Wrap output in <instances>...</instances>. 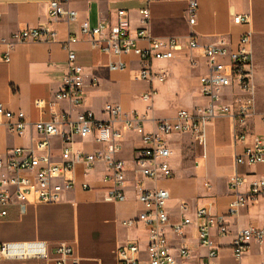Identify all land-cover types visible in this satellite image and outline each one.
<instances>
[{
	"label": "crops",
	"instance_id": "obj_1",
	"mask_svg": "<svg viewBox=\"0 0 264 264\" xmlns=\"http://www.w3.org/2000/svg\"><path fill=\"white\" fill-rule=\"evenodd\" d=\"M53 1L57 0H0V55L9 52L11 58L10 62L0 64V105L13 114L23 113L28 125L22 135H17L8 130L7 120H0V156L4 160L10 158L15 149L28 148L40 138L33 129L36 123L48 122L55 115L63 114L76 120L86 112H92L98 120L106 121L108 118L103 111L111 103L102 97L103 94L124 92L127 94L126 98L130 99V84L140 69V61L136 57L104 55L93 50L86 42L74 47L78 64L86 72L83 106L74 107L55 99L61 90L67 69V53L63 50L62 42L69 36H79L80 26L86 21L94 27L107 24L109 28L106 34L116 31L120 11H125L128 15L133 39L145 29L155 39L165 41L177 38L185 47L173 60L153 63V71L165 72L167 80L165 83L153 82L157 93L153 102L147 103V107L136 111L127 110L120 103L113 104L122 106L127 112L136 111L143 115L146 131H153L156 121L174 119L178 113L175 112V116L171 118L164 117L165 108L168 107L166 91L170 94L175 89L184 91L181 89H188L194 85V81H198L199 96L191 104L190 111L208 105L200 93V78L205 73L204 61H199L198 69H193L189 62L192 53H189L186 46L191 35L197 37L201 46L225 39L235 48L242 35L252 34L254 63L251 68V84L254 87L255 115L243 129L247 135L245 143H236L232 121L225 115L217 116L204 126L203 141H198L194 134L171 136L168 145L172 153L170 162L175 177L170 180L153 181L145 179L139 173L135 159L141 137L126 134L120 155L128 167L126 199L123 202L106 200L110 185L105 182L109 171L104 164H98L93 169L80 164L74 175V186L66 193L63 202L29 205L24 214L17 205L8 209V216L0 219V245L44 242L54 258L56 247L67 244L73 248L74 258L79 264H118L116 250L120 246L136 244L143 253L148 246L149 232L143 225L125 226L126 222L145 212L144 206L137 199L140 193L138 185H142V191H168L170 199L166 211L172 223H179L183 218L193 222L185 230L184 237L171 234L172 253L178 257L177 250L185 244L190 251L188 264L205 263L208 250L199 243L196 212L205 209L212 216H227L229 206L235 200L230 189L234 177L247 176L246 185L240 190L243 194L248 192L249 183L264 179V165L246 168L236 164L237 157L244 153L246 146L264 138L261 123L264 100L260 94V77L264 78V0H197L199 7L194 26L190 25L187 15L190 0H76L71 8L78 13L77 22L55 25L51 23L48 13L49 3ZM143 11L149 12L147 23L143 22ZM237 15L249 16V24L236 25L234 17ZM43 26L54 27L58 33L57 42L24 43L9 47L15 33ZM138 45L141 48L148 47L145 40H140ZM193 55L196 56L197 52ZM120 61L127 63L125 71L109 70L111 64ZM185 65H189L196 74L187 76ZM93 79L98 80V87L91 85ZM155 84L164 87L158 90ZM148 87L147 84V89ZM246 98L247 95L236 87L223 93V102L227 105ZM101 99H104L102 103L99 102ZM16 121L15 119L13 122ZM54 145L53 153L58 161L60 144L54 141ZM74 147L76 151L86 153H94L100 149L93 137L75 139ZM8 176L5 170L0 171V181ZM226 221L231 232L229 236L220 238L217 231L213 232V242L219 250L216 264L264 262V246L253 244L242 260L235 259L231 246L238 231L254 224L264 227V198L247 205L237 216L227 218ZM142 258H146L145 254ZM0 264L47 263L0 259ZM178 264L182 263L178 260Z\"/></svg>",
	"mask_w": 264,
	"mask_h": 264
},
{
	"label": "built area",
	"instance_id": "obj_2",
	"mask_svg": "<svg viewBox=\"0 0 264 264\" xmlns=\"http://www.w3.org/2000/svg\"><path fill=\"white\" fill-rule=\"evenodd\" d=\"M76 0H57L49 3L48 13L52 24L77 22L78 13L71 8ZM198 1L190 0L187 15L190 25L197 21ZM143 22L147 23L149 12L143 11ZM2 15L0 13V20ZM249 16L237 15L234 17L236 25H248ZM107 24L92 26L86 21L80 26L79 36H69L62 42L63 50L67 53V69L63 78L61 90L56 94L58 102H66L74 107H82L86 96L85 68L78 64L74 47L81 42L91 45L93 50L107 56L136 57L140 61V69L135 80L145 82L148 89L140 96L141 101L152 103L157 91L153 82L165 83L167 74L156 73L152 65L156 61H171L184 46L177 38L165 41L153 38L148 30L143 29L138 37L130 35V21L125 11L119 12L117 30L106 34ZM140 40L148 43L147 48L138 45ZM58 33L53 26H43L34 29H25L12 35L9 47L15 44L57 42ZM187 49L190 56V65L198 69L199 61H204L205 73L200 78L201 96L208 102L206 107H198L192 111L180 110L174 119L158 120L154 123L153 131H146L145 117L138 112H127L120 105H106L103 114L106 121L96 118L92 112H86L73 120L71 116L63 114L54 116L51 121L39 122L33 129L39 139L28 148H19L12 151L7 160L0 156V171L5 170L9 176L0 181V219L8 216V209L17 205L22 214L29 205L58 204L65 200V195L74 186V175L78 165L93 169L98 164H104L109 174L105 182L110 186L107 189V201L123 202L126 199L125 188L128 167L120 158L123 150V139L126 134L141 137L140 147L137 149L135 166L145 178L153 181L175 177L171 168L172 153L168 139L173 135L194 134L198 141H203L204 126L220 115L228 116L233 125V134L236 143H245L247 135L243 131L248 120L255 115L253 99L254 87L251 84V68L254 63L253 37L251 33L241 36L237 47H232L225 39L210 45L201 46L195 35L188 38ZM197 52L194 56L193 53ZM10 53L0 55V64L10 62ZM127 63L120 61L111 64L112 72L125 71ZM98 80L93 79L91 85L98 87ZM238 88L247 95L245 100H239L233 105L223 102V93L232 88ZM8 121V130L22 135L27 128L23 113L13 114L0 105V120ZM16 122H13L14 120ZM264 127V115L261 117ZM93 137L100 149L94 153L76 151L75 139ZM54 141L60 144L59 160L55 159ZM237 166L251 168L264 165V138L248 145L242 155L236 159ZM246 175H236L230 183L235 200L230 204L227 216H212L205 209L196 212L198 239L201 247L208 250L206 262L216 264L219 250L213 242V232L217 231L220 238L231 234L227 218L235 217L240 210L249 204H254L264 198V179H257L249 183V190L243 194L241 188L246 185ZM138 201L144 206L138 218L125 223V226L134 227L143 225L149 232L147 249L143 253L136 244L122 245L116 250L118 264H188L190 251L183 244L177 251L178 257L172 253L170 245L171 234L184 237L185 230L193 225L190 219L183 218L179 223H172L166 211L170 195L166 190L154 192L142 191ZM253 244L264 246V227L250 225L236 233L232 242V251L235 259L242 260L251 250ZM49 246L44 242L28 244L0 245V259L12 261H44L47 264H79L74 258V250L67 244L58 245L51 257ZM145 254L146 258H142ZM264 264V262H260Z\"/></svg>",
	"mask_w": 264,
	"mask_h": 264
},
{
	"label": "rangeland",
	"instance_id": "obj_3",
	"mask_svg": "<svg viewBox=\"0 0 264 264\" xmlns=\"http://www.w3.org/2000/svg\"><path fill=\"white\" fill-rule=\"evenodd\" d=\"M82 65L87 66V64ZM186 70V75L193 76L194 72L192 69H190L189 65L184 66ZM196 74V73H195ZM194 74V75H195ZM129 75V74H128ZM131 85V97L130 99L126 98V93H118V92H111V94H103L102 97H105L108 103L111 104H117L120 103L122 104L127 110H136L139 111L143 107H147L148 104L145 102H142L139 98L141 93L147 89V84L141 83L138 80H132ZM155 87L160 90V84H155ZM184 91H179L177 89L172 90L171 94L170 92L167 93L165 92V99L167 101L168 107L165 108L164 112V117L166 118H171L175 116V112H178L179 110H190L191 109V104L193 101L199 96V91H198V81H194V85L192 87H188V89H181ZM164 92V91H163ZM260 94L261 98L264 100V78L260 77ZM104 99H101L99 102H103Z\"/></svg>",
	"mask_w": 264,
	"mask_h": 264
}]
</instances>
